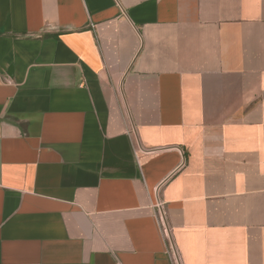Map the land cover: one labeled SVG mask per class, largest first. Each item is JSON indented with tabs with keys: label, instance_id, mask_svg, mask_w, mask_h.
Wrapping results in <instances>:
<instances>
[{
	"label": "crops",
	"instance_id": "1",
	"mask_svg": "<svg viewBox=\"0 0 264 264\" xmlns=\"http://www.w3.org/2000/svg\"><path fill=\"white\" fill-rule=\"evenodd\" d=\"M0 264H264V0H0Z\"/></svg>",
	"mask_w": 264,
	"mask_h": 264
}]
</instances>
